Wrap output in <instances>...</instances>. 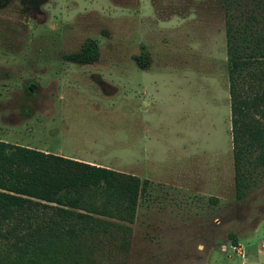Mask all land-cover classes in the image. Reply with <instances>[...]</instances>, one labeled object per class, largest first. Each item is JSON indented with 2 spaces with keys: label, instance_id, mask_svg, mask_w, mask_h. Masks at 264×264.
I'll return each instance as SVG.
<instances>
[{
  "label": "rangeland",
  "instance_id": "rangeland-1",
  "mask_svg": "<svg viewBox=\"0 0 264 264\" xmlns=\"http://www.w3.org/2000/svg\"><path fill=\"white\" fill-rule=\"evenodd\" d=\"M228 30L264 34V0H0V140L147 181L128 252L100 264H264V170L235 186Z\"/></svg>",
  "mask_w": 264,
  "mask_h": 264
},
{
  "label": "trees",
  "instance_id": "trees-1",
  "mask_svg": "<svg viewBox=\"0 0 264 264\" xmlns=\"http://www.w3.org/2000/svg\"><path fill=\"white\" fill-rule=\"evenodd\" d=\"M246 35L230 30L227 39L238 197L246 194L253 171L264 170V34ZM96 58V48L87 44L78 56ZM146 183L131 173L0 140V264H100L105 254L128 252Z\"/></svg>",
  "mask_w": 264,
  "mask_h": 264
},
{
  "label": "built area",
  "instance_id": "built-area-1",
  "mask_svg": "<svg viewBox=\"0 0 264 264\" xmlns=\"http://www.w3.org/2000/svg\"><path fill=\"white\" fill-rule=\"evenodd\" d=\"M229 247H230V249H232V250H239V247L238 246H235V245H233V244H229ZM224 250H226L227 248L225 247V246H223L222 247Z\"/></svg>",
  "mask_w": 264,
  "mask_h": 264
},
{
  "label": "crops",
  "instance_id": "crops-1",
  "mask_svg": "<svg viewBox=\"0 0 264 264\" xmlns=\"http://www.w3.org/2000/svg\"><path fill=\"white\" fill-rule=\"evenodd\" d=\"M144 181V180H143ZM146 187V186H145ZM139 203V202H138ZM138 207V206H137ZM136 212H137V209H136ZM136 216V215H135ZM134 221H135V219H134ZM227 248V247H226Z\"/></svg>",
  "mask_w": 264,
  "mask_h": 264
}]
</instances>
